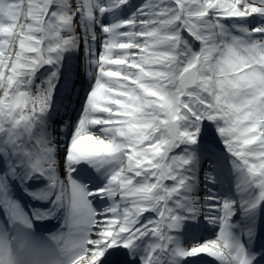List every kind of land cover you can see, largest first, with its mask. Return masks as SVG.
<instances>
[{
	"label": "bare ground",
	"instance_id": "1",
	"mask_svg": "<svg viewBox=\"0 0 264 264\" xmlns=\"http://www.w3.org/2000/svg\"><path fill=\"white\" fill-rule=\"evenodd\" d=\"M195 1L202 3L208 12L222 6L220 0ZM50 4L56 9L53 18L60 20L57 40L61 55L57 63L50 65L55 67L58 75L68 71V68H77V74L82 75V68L87 64L86 60H83L86 46L80 49L79 42L81 38L86 39L83 38L84 35L88 36L87 27L97 21L94 19L90 22L89 7L80 0H52ZM41 8L37 6V0H0V33L3 34L0 45L7 50L0 52V131H8L12 135L11 151L16 153L13 159L16 161L17 171L15 168L10 170L14 171L16 178L8 176V182L15 185L19 194L25 195L26 199L37 201L39 206L41 202L47 207L56 203L61 207L64 198L61 200L55 193L58 192V185L69 184V169L66 165L68 159L58 162L54 156L52 163H47L42 158L46 144L40 140L31 144L37 139L38 135L35 134L38 131L35 129L44 119L43 107L46 106L49 96L46 88L34 85L35 76L41 71L44 62L42 58L35 57V51L28 44L31 39L28 36L29 30L30 35H33L31 41L35 47L40 42L37 24L44 19ZM172 8L180 11L179 7H174L172 0H116L115 5L110 8L119 19L117 29L124 30L123 39L128 41L122 44L125 55L114 57L112 61L108 59L96 74L99 80H104V85L97 90L92 105L97 117L90 120V134L80 137L70 150V158H86L97 166L91 171L98 175L96 179L102 178L96 188H100V195L103 196L100 199L104 200L106 210L103 215L100 213L98 216L93 238L85 255L74 264H115L126 261L127 264H144L151 260V256L156 255L157 246H160L161 255L165 254L162 256L164 264H170L173 258L164 246L166 226L172 225L176 219L187 218L192 214L191 207L197 197V194L194 196L192 193L194 170L196 173L198 171V168L194 167L196 159L191 158L187 162L181 172V189L170 205L165 204V213L156 219L147 214H138L141 209L149 210V196L152 194L149 180L139 172L135 176L131 173L128 176L117 175L124 144L130 145L143 139L147 130L157 121V115L149 112V102L154 98V92L148 77L157 70L158 60L165 56V53L157 48L159 41L162 37L171 35L168 27L170 21L180 18ZM210 14L211 12L207 18L200 21L202 28L206 29V34L200 39L196 37L197 41L194 42L200 43L199 52L205 58L209 71L216 77L229 64L234 67L238 62L231 60L229 53L224 49L220 38L221 27ZM123 16L127 18L123 19ZM51 21L53 25L54 22ZM174 33L172 35H175ZM205 36L206 39L203 40ZM196 39L194 37V40ZM79 50L80 54H83L82 58L79 57ZM114 61L115 65H120L116 72L109 70V63ZM90 65L93 64L90 62ZM235 67L241 71L245 67L249 68V64ZM93 71L92 68L90 73H86L91 79L94 76ZM239 78L243 88L248 85L251 91L252 108L256 113L254 115V110H251L252 117L249 116L245 126L239 125L237 132L249 146L251 155L256 156L264 168V75L250 72ZM50 80L53 78L50 77ZM59 82L60 80L57 81L58 86ZM45 83L48 85V82ZM248 104L246 99L241 98L238 101L237 116L247 110ZM48 145L50 149L55 148L51 143ZM29 148L32 156L27 157V152L23 150ZM50 164L55 166L56 172L51 173L52 176L49 173L44 175L42 172H45ZM187 168L191 170L190 174ZM240 168L242 171L234 172V175L243 183L245 199L253 206L250 211L255 218L254 215L259 212L255 204L260 200L256 178L252 172L245 169V165L241 164ZM32 174L34 175L29 177ZM43 176L46 177L45 182ZM190 176L193 180H190ZM0 179L6 180L1 177ZM45 183L50 190L45 200H40L43 198ZM3 184L4 182L0 187H3ZM28 187L35 189L25 190ZM228 187L229 184L219 185V189ZM208 188L209 181L203 183V189ZM226 194L230 196L227 190ZM122 215L127 216L124 218ZM233 245L230 246L231 250ZM192 249L196 254L193 258H224L231 254L228 247L215 240L195 244ZM237 257L241 259V255Z\"/></svg>",
	"mask_w": 264,
	"mask_h": 264
},
{
	"label": "rangeland",
	"instance_id": "2",
	"mask_svg": "<svg viewBox=\"0 0 264 264\" xmlns=\"http://www.w3.org/2000/svg\"><path fill=\"white\" fill-rule=\"evenodd\" d=\"M176 1L179 3V5H181V7L185 10V12H187V11L190 12L189 11V7L187 8V3H188L187 0H176ZM237 1L238 0H234L232 2L233 3H236ZM198 10H200V9H198ZM200 12L203 13L204 11L201 10ZM199 63L200 62L196 60L195 56H193L192 54H190V56H189V62L187 63L188 64L187 67H190V68L193 69V74L191 75V78L195 75L194 68L195 67L198 68V64ZM197 68H196V70H197ZM197 71L200 72L202 75L205 73L203 71V69H199L198 68ZM184 76L186 78L183 81L176 82L177 84L178 83L182 84V91L180 93L183 92V86H184L185 82L189 79L188 78L189 75L185 74ZM153 81L156 84L157 89H161L163 91V93H164L163 87L165 85H163L160 82V77H156L155 79H153ZM170 81L172 82L171 78H170ZM175 81H177V80H175ZM163 97H164V94H163ZM154 105L151 104V108L152 107L155 108L156 106H154ZM197 105L198 104L193 105V106H197ZM215 121H216V123L219 122L218 120H215ZM172 125H173V122H170L169 126H171V127H170V129L168 131V134L170 136L175 133V127H173ZM164 130H165V135H166V139L164 141L161 139V137L158 138L159 134L162 131H160V133L158 134L157 133V129L156 128H152L151 131H150V133L147 135V138L148 139L147 140L145 139L146 141L143 140L144 142H139L137 144L132 145V147L130 148V150L132 149L134 151V153H135L134 158H136V161L146 164V168L147 169L150 168L151 166L154 167L155 165H158V163H159V169H158V171H160V173L163 174V180L164 181H168L170 179V177L168 175H165V172L162 169V167H165L166 166L165 165L166 163H164V162H166V160H168V157H166L165 152H167V150H168V146H167V141L166 140L168 139L169 136L167 134L166 129H164ZM159 140L161 142H159ZM231 140L233 141V143L232 142H230V143L234 147V144L236 145V143H235V141H234L233 138ZM228 141H230V140L228 139ZM235 149H236V147H235ZM175 159L174 158H170L169 159V164L172 163V166H176L177 167L176 169H179L180 168V162H182V159L179 156L177 158H175ZM148 166H150V167H148ZM157 174L158 173L156 172L155 175H157ZM169 185H171V183ZM162 196L163 195H161V197Z\"/></svg>",
	"mask_w": 264,
	"mask_h": 264
}]
</instances>
